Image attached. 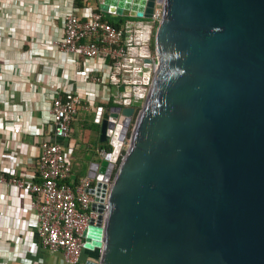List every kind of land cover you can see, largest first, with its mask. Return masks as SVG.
<instances>
[{
    "label": "water",
    "instance_id": "water-1",
    "mask_svg": "<svg viewBox=\"0 0 264 264\" xmlns=\"http://www.w3.org/2000/svg\"><path fill=\"white\" fill-rule=\"evenodd\" d=\"M154 1L99 8L148 19ZM152 41L145 99L117 108L123 131L135 115L109 184L106 160L87 172L84 264H264V0H161Z\"/></svg>",
    "mask_w": 264,
    "mask_h": 264
},
{
    "label": "crops",
    "instance_id": "crops-1",
    "mask_svg": "<svg viewBox=\"0 0 264 264\" xmlns=\"http://www.w3.org/2000/svg\"><path fill=\"white\" fill-rule=\"evenodd\" d=\"M98 3L99 0H1L0 172L6 177H22L37 159L40 142L49 134V107L56 93L78 96L81 102L64 142L71 148L69 181L87 175L89 164L100 160L94 113L97 106L107 109L109 104L107 91L93 78L105 82V64L65 55L52 44L61 36L68 13L85 18ZM103 18L118 25L137 21L108 13ZM111 92L110 87L108 94ZM34 217L28 196L0 184V264L57 263L59 253L42 250L35 235L27 236L34 229ZM86 260L90 258L82 253V263Z\"/></svg>",
    "mask_w": 264,
    "mask_h": 264
},
{
    "label": "built area",
    "instance_id": "built-area-1",
    "mask_svg": "<svg viewBox=\"0 0 264 264\" xmlns=\"http://www.w3.org/2000/svg\"><path fill=\"white\" fill-rule=\"evenodd\" d=\"M101 3L103 0H99L98 6L85 18L68 13L63 20L61 36L52 44L65 55L97 59L105 64V82L98 77L93 80L107 91L106 101L109 104L107 109L97 106L102 108L99 119L103 110L108 114L105 142L110 149L97 150L99 159L109 164L102 180L108 185L128 138L117 108L133 107L134 112L138 110L157 64L151 40L159 21L160 6L157 7L154 1L148 19L134 18L137 21L114 27L103 18L106 13L99 8ZM110 87L112 92L108 94ZM119 87L122 90L119 91ZM80 107L78 96L56 93L49 107V134L40 142L37 159L22 177H6L0 172V184L10 185L28 196L29 208L35 217L34 229L28 231L27 236L35 235L42 250L59 253L56 264H84L85 261H81L84 250L82 235L98 197L88 192L90 188L94 189L97 168L93 163L89 164L88 172L95 174L94 177L89 174L75 182L69 181L71 148L64 142L69 137L70 124ZM102 205L104 211L105 200Z\"/></svg>",
    "mask_w": 264,
    "mask_h": 264
},
{
    "label": "rangeland",
    "instance_id": "rangeland-1",
    "mask_svg": "<svg viewBox=\"0 0 264 264\" xmlns=\"http://www.w3.org/2000/svg\"><path fill=\"white\" fill-rule=\"evenodd\" d=\"M160 4H161V0H155V5H156L157 7H159ZM130 19H134V18H130ZM154 29H155V28H154ZM152 38H153V36H152ZM134 115H135V114H134ZM134 115H133V116H134ZM132 119H134V118L132 117ZM132 119H131V122H130L129 127L127 128V134L129 133V131H130V129H131V126H132V122H133ZM87 125L90 126V123H87ZM82 253L85 254L86 257H88V258H90V259H95V258L97 257L98 251L95 250V249L92 250V251H89V250H85V249H84Z\"/></svg>",
    "mask_w": 264,
    "mask_h": 264
},
{
    "label": "trees",
    "instance_id": "trees-1",
    "mask_svg": "<svg viewBox=\"0 0 264 264\" xmlns=\"http://www.w3.org/2000/svg\"><path fill=\"white\" fill-rule=\"evenodd\" d=\"M120 21H121V20H120ZM109 23L112 24L114 27H118V24L115 23V22H111V21H109ZM151 49H153V41H152V40H151ZM133 118H134V116H133ZM132 120H133V119H132ZM97 132H98V131H97ZM99 149H104V150L108 151L110 148H109V146L107 145L106 142H104V143H99V142L97 141V150H99Z\"/></svg>",
    "mask_w": 264,
    "mask_h": 264
}]
</instances>
